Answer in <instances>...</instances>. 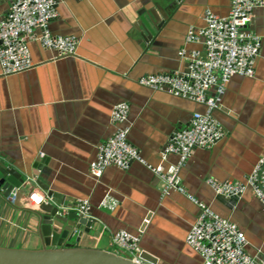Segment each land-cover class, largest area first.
I'll list each match as a JSON object with an SVG mask.
<instances>
[{
	"label": "crops",
	"instance_id": "1",
	"mask_svg": "<svg viewBox=\"0 0 264 264\" xmlns=\"http://www.w3.org/2000/svg\"><path fill=\"white\" fill-rule=\"evenodd\" d=\"M58 2L51 32L75 37L77 54L59 55L31 42V69L9 76L0 69V164L22 176L39 173L38 179L61 199L64 213L89 201L95 224L89 233L84 230L81 247L115 252L112 236L125 230L139 236L141 253L157 264H203L185 242L200 213L185 195H163L158 179L136 163L128 170L108 168L98 179L89 165L97 147L114 133L111 114L121 103L130 107L129 142L151 165L161 164L173 134L188 128L191 116L205 108L150 90L139 80L185 72L178 52L199 48L186 43L188 31L205 26L206 11L227 17L229 0ZM8 10V1L1 2L0 20ZM150 10L163 25L152 40L139 26L140 16ZM249 30L262 40L255 76L231 79L214 113L224 137L211 149H194L179 175L189 195L245 233L250 255L264 256V211L252 191L232 205L207 184L210 179L243 182L264 156V7L253 12ZM177 162L176 156H168L163 165ZM33 195L36 200L47 196L38 187ZM107 196L117 204L113 211L100 207ZM27 199L22 197L17 207L0 197V247L42 248L36 216L40 208L29 209ZM43 205H51L50 200Z\"/></svg>",
	"mask_w": 264,
	"mask_h": 264
},
{
	"label": "built area",
	"instance_id": "2",
	"mask_svg": "<svg viewBox=\"0 0 264 264\" xmlns=\"http://www.w3.org/2000/svg\"><path fill=\"white\" fill-rule=\"evenodd\" d=\"M3 1L9 3L8 13L0 20V69L4 76L32 68L31 42H37L43 49L59 55L77 54L78 42L75 37L55 36L51 32V22L59 17L58 0H0V3ZM229 4L227 17L206 11L203 15L205 26L188 31L186 43L199 45V48L178 52V56L186 62L185 72L155 74L139 80L141 86L150 90L164 91L199 104L205 108V112L194 113L188 128L173 134L161 153V164L153 166L129 142V105H116L111 114L115 131L97 147L89 172L98 179L111 167L128 170L135 163L144 167L158 179L163 195L176 191L199 208L200 213L185 242L201 257L203 264H264V256H252L247 252L245 233L230 220L216 214L211 207L189 195L179 175L194 149H211L224 137L214 113L220 107L231 79H251L255 76L262 40L249 30V25L253 12L264 7V0H229ZM168 156H176L178 162L165 167L163 164ZM207 184L216 195L227 199H238L250 189L264 211V156L243 182L210 179ZM27 198V207L32 210H38L48 199L40 197L36 200L33 194ZM5 200L14 204L16 198L13 196ZM116 206L109 196L100 203L101 208L109 211ZM90 210L89 201L78 202L76 212L80 216L91 218ZM111 247L115 253L126 254L139 262V236L119 230L112 236Z\"/></svg>",
	"mask_w": 264,
	"mask_h": 264
},
{
	"label": "water",
	"instance_id": "3",
	"mask_svg": "<svg viewBox=\"0 0 264 264\" xmlns=\"http://www.w3.org/2000/svg\"><path fill=\"white\" fill-rule=\"evenodd\" d=\"M148 13L146 17L144 14L140 16L139 26L145 31V37L152 40L163 25L156 11L150 10ZM40 163L43 166L42 159ZM39 176L36 172L31 176H22L3 163L0 164V197L8 199L14 196V205L21 207L22 197H30L38 187L46 192L51 202V205H42L36 212L42 248L29 250L0 247V264H157V260L147 253H141L139 262H136L126 254L81 247L79 240L84 230L89 233L95 221L74 211L62 212L61 199L38 179ZM228 201L234 205L236 199Z\"/></svg>",
	"mask_w": 264,
	"mask_h": 264
},
{
	"label": "rangeland",
	"instance_id": "4",
	"mask_svg": "<svg viewBox=\"0 0 264 264\" xmlns=\"http://www.w3.org/2000/svg\"><path fill=\"white\" fill-rule=\"evenodd\" d=\"M115 250V249H114ZM110 251H113V250H110Z\"/></svg>",
	"mask_w": 264,
	"mask_h": 264
}]
</instances>
